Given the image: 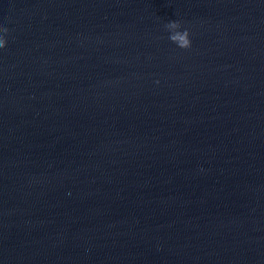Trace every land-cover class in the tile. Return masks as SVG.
I'll return each instance as SVG.
<instances>
[{
	"label": "water",
	"instance_id": "water-1",
	"mask_svg": "<svg viewBox=\"0 0 264 264\" xmlns=\"http://www.w3.org/2000/svg\"><path fill=\"white\" fill-rule=\"evenodd\" d=\"M0 26V264H264V0H0Z\"/></svg>",
	"mask_w": 264,
	"mask_h": 264
},
{
	"label": "clouds",
	"instance_id": "clouds-1",
	"mask_svg": "<svg viewBox=\"0 0 264 264\" xmlns=\"http://www.w3.org/2000/svg\"><path fill=\"white\" fill-rule=\"evenodd\" d=\"M165 28L170 32H181L183 34V41L177 45L179 48H189L191 46L190 33L187 28L182 27L181 22L178 20L169 21ZM8 32L7 27L0 26V49H4L7 45L6 33Z\"/></svg>",
	"mask_w": 264,
	"mask_h": 264
}]
</instances>
